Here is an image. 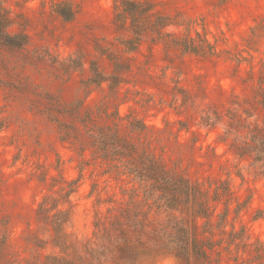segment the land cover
<instances>
[{"label":"rangeland","instance_id":"374dc122","mask_svg":"<svg viewBox=\"0 0 264 264\" xmlns=\"http://www.w3.org/2000/svg\"><path fill=\"white\" fill-rule=\"evenodd\" d=\"M113 1L0 0L14 19L10 33L27 37L20 49H0V264H40L48 255L93 264L85 250L97 244L96 225L110 227L120 208L130 206V185L93 157L83 138L62 140L60 124L76 123L66 115L74 112L73 106L77 117L98 108L109 114L117 111L123 117L119 131L180 175L198 182L227 181L231 200L226 230L231 225L242 228L246 247L211 253V259L219 264H264V256L255 259L253 253L254 245L264 244V175L221 141L222 122L213 128L201 125L206 112L224 114L233 102L252 96L264 67V0H152L160 13L184 24L172 27L182 29L173 33L201 34L214 45V56L184 53L152 36H145L137 50L126 51L120 41L128 35L117 33L112 24ZM60 2L75 10L72 20L55 12ZM97 48L128 68L111 89L107 82L87 83L90 62L106 76L113 71ZM169 69L172 75L165 80ZM94 120L99 126L112 125L105 117ZM130 121L143 124L145 133H131ZM74 180L75 192L65 203L64 193ZM46 197L59 199L60 208L68 210L64 254L51 246L49 227L36 221L38 204ZM142 211L147 212L148 230L163 220L154 209ZM124 240L136 248L147 242L144 235L131 233ZM109 242H104L101 264H180L161 252L131 262Z\"/></svg>","mask_w":264,"mask_h":264},{"label":"trees","instance_id":"16d2710c","mask_svg":"<svg viewBox=\"0 0 264 264\" xmlns=\"http://www.w3.org/2000/svg\"><path fill=\"white\" fill-rule=\"evenodd\" d=\"M54 7L55 12L66 21L72 20L76 14L66 2L55 4ZM13 24L10 12L0 4V49H20L27 44L24 34L10 33ZM112 24L117 33L128 35L120 41L126 51L137 50L145 36H152L165 46L177 48L184 53L199 56L217 54L214 45L197 32L194 37L190 33L179 37L173 32L162 31L166 27H180L184 24L160 13L152 0H114ZM185 29L188 32L186 25ZM96 51L112 63L113 71L106 76L95 62H90L91 77L87 83L98 85L107 82L111 89L120 81V73L128 68L112 53L101 48ZM259 72L250 98L243 103L233 102V107L228 108L224 114L213 110L206 112L201 125L213 128L222 122L221 141L228 143L232 154L249 158L251 165L264 175V67ZM73 109V113L66 115L76 123L60 124L62 140L78 141L83 138L91 155L107 164L109 172L117 179L130 185L126 190L129 192L130 206L120 208L110 227L99 228L96 225L97 247L85 250L90 262L102 263L105 241H110L116 247L121 258L131 262L140 255L161 252L172 255L180 264H219V261L211 259V253H230L232 246L246 247V236L242 228L236 230L231 225V230H226L231 200L227 181L218 184L198 182L171 170L154 154L139 148L132 137L119 131L118 122L123 117L117 111L109 114L104 108H98L95 113L86 111L77 117L78 108L73 106ZM252 116L256 119L252 120ZM96 117L111 119L112 125L99 126L94 120ZM127 128L131 133L140 135L146 129L138 121L128 122ZM80 151L83 154L85 150L80 148ZM79 172L81 176L82 168ZM76 184L77 180L68 183L71 188L64 193L65 203H68L70 194L75 192ZM136 198L141 201L133 202ZM60 203L59 199L53 197L44 198L36 209V221L49 227L51 246L64 254L68 250L64 227L69 216L68 210L60 208ZM219 205L223 208L217 211ZM143 207L150 211L154 209L155 213L163 215V220L148 230L149 220L147 212L142 211ZM238 209L234 210L236 215ZM129 233L138 237L144 235L147 242H142L137 248L132 247L124 240ZM215 235L219 238L215 239ZM253 253L255 259H262L264 244L254 245ZM40 264L77 262L48 255Z\"/></svg>","mask_w":264,"mask_h":264},{"label":"clouds","instance_id":"9594fccd","mask_svg":"<svg viewBox=\"0 0 264 264\" xmlns=\"http://www.w3.org/2000/svg\"><path fill=\"white\" fill-rule=\"evenodd\" d=\"M73 2H74V3H79L80 0H73ZM85 7H87L86 4H85ZM193 28H195V25H193ZM197 30H198V29H197ZM162 31H164V32H176V31H182V29H174V28H172V27H166V28H164ZM131 54H132V53H129V55H131ZM172 72H173V69H169V71H168V75L165 76L164 79L167 80L168 76L172 75ZM157 74H158V72H157ZM180 79L183 80L184 77L181 76ZM180 99H181V98H180V96H178V95L175 97V103H176V105H179V104H180ZM153 103H155V100H153ZM197 103L199 104L200 102L197 101ZM200 107H203V104H200ZM213 119H215V118L213 117ZM225 119H226V118H225ZM251 119H252V120H255L256 117H255V116H252ZM222 127H223V126H222ZM261 182L264 183V180H262ZM261 195L264 196V189L261 190ZM253 207H255V204L253 205ZM261 207H264V204H262Z\"/></svg>","mask_w":264,"mask_h":264}]
</instances>
